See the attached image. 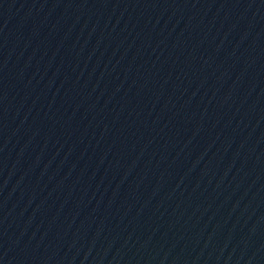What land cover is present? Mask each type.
I'll list each match as a JSON object with an SVG mask.
<instances>
[{
  "label": "water",
  "instance_id": "obj_1",
  "mask_svg": "<svg viewBox=\"0 0 264 264\" xmlns=\"http://www.w3.org/2000/svg\"><path fill=\"white\" fill-rule=\"evenodd\" d=\"M0 264H264V0H116L0 166Z\"/></svg>",
  "mask_w": 264,
  "mask_h": 264
}]
</instances>
